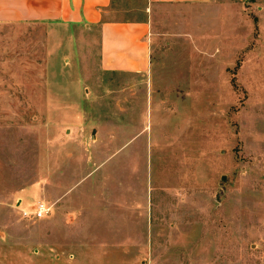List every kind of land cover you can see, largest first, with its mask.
Returning <instances> with one entry per match:
<instances>
[{"label":"rangeland","instance_id":"obj_1","mask_svg":"<svg viewBox=\"0 0 264 264\" xmlns=\"http://www.w3.org/2000/svg\"><path fill=\"white\" fill-rule=\"evenodd\" d=\"M106 19L150 23L148 73L104 71L96 28L0 23V264H264V0Z\"/></svg>","mask_w":264,"mask_h":264},{"label":"crops","instance_id":"obj_2","mask_svg":"<svg viewBox=\"0 0 264 264\" xmlns=\"http://www.w3.org/2000/svg\"><path fill=\"white\" fill-rule=\"evenodd\" d=\"M113 0H0V23H59L96 28L99 63L113 73L146 74L151 66L150 23L109 20ZM217 0H146V7H197Z\"/></svg>","mask_w":264,"mask_h":264},{"label":"built area","instance_id":"obj_3","mask_svg":"<svg viewBox=\"0 0 264 264\" xmlns=\"http://www.w3.org/2000/svg\"><path fill=\"white\" fill-rule=\"evenodd\" d=\"M51 212V207L45 202L38 201L29 210H23L21 212L22 217L25 219H42L48 216Z\"/></svg>","mask_w":264,"mask_h":264}]
</instances>
